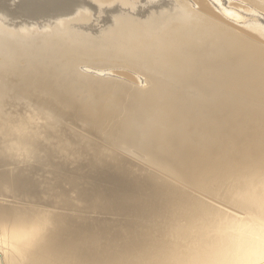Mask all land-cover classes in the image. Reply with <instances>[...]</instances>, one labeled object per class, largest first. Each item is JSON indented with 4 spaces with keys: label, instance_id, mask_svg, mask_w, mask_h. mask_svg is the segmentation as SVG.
Wrapping results in <instances>:
<instances>
[{
    "label": "rangeland",
    "instance_id": "374dc122",
    "mask_svg": "<svg viewBox=\"0 0 264 264\" xmlns=\"http://www.w3.org/2000/svg\"><path fill=\"white\" fill-rule=\"evenodd\" d=\"M2 1L16 8V0ZM25 5L46 8L36 0ZM72 5L65 13L29 22L0 13V125L21 113L25 123L36 125H27L32 135L45 130L39 132L43 139L31 135L40 149L19 156L24 163L10 159L24 152L19 142H14L21 146L15 145L16 154L10 147L11 155L0 159L5 170L14 166L3 172L0 167V187H5L0 205L8 206L2 207L5 212L0 206V222L3 216L11 224L0 223V264L22 260L7 244L11 236L45 223L49 232L53 228L46 232L52 252L72 245L81 251L89 242L91 250H83L89 264L181 263L217 223L250 217L229 201L228 191L255 168H264V0H87ZM4 95L16 97L13 108ZM54 134L65 145L56 144ZM9 136L11 146L15 140ZM60 155L75 159L68 162ZM31 166L39 170L34 173ZM8 172L10 177L4 176ZM48 182L55 184L53 190ZM25 185L34 186L35 196L46 188L49 197L38 193L32 200ZM65 193L72 195L71 204L82 201L69 205ZM55 208L60 210L51 213Z\"/></svg>",
    "mask_w": 264,
    "mask_h": 264
},
{
    "label": "bare ground",
    "instance_id": "6f19581e",
    "mask_svg": "<svg viewBox=\"0 0 264 264\" xmlns=\"http://www.w3.org/2000/svg\"><path fill=\"white\" fill-rule=\"evenodd\" d=\"M2 1V0H1ZM1 1H0V13L2 14V15H4L5 17H10L9 19H16V18H18V19H20V22H29L30 21V19L31 18H33V17H35V16H41L42 14L41 13H43L44 15H42L43 17H46V15H50V14H52V13H56V12H52L50 9H48V8H45V9H37L36 7H34V6H28V5H25V4H28V3H30V2H28V3H15L14 4V6L16 7V8H13V6L11 7V6H9V5H7V4H5L3 1H2V3H1ZM37 2V1H36ZM61 5V4H60ZM68 5V4H67ZM228 5V4H227ZM54 7H56V6H54ZM64 7V6H63ZM52 8V7H51ZM48 11H51V13H49ZM12 12V13H11ZM11 13V14H10ZM229 13V12H228ZM41 16V17H42ZM241 18V17H240ZM260 26V25H259ZM262 29H263V27H262ZM8 96V95H7ZM12 96V95H11ZM4 97L6 98V96L4 95ZM13 97V96H12ZM2 99H3V97H1ZM16 98V97H15ZM19 99V98H18ZM2 101V100H1ZM5 101H3V103H4ZM8 102V101H7ZM23 102H26V101H23ZM19 103H21V102H19ZM8 104H9V102H8ZM16 106V105H15ZM15 106H14V108H15ZM19 106V105H18ZM17 107V106H16ZM11 108H13V107H11ZM19 108V107H18ZM7 109V108H6ZM2 110H5V109H3L2 108ZM11 110V109H10ZM19 110V109H18ZM20 111H21V109H20ZM1 112H3V111H1V107H0V114H1ZM7 112V111H6ZM10 112H12V111H10ZM23 112V111H22ZM4 113V112H3ZM18 113V112H17ZM17 113H15V114H13V115H15L16 116V114ZM24 113V112H23ZM19 114V113H18ZM26 115H27V113H26ZM25 115V116H26ZM6 116H8V113H7V115ZM10 116H12V115H10ZM20 116H21V113H20ZM19 116V117H20ZM4 117V116H3ZM17 117L18 116H16V117H13V118H15V119H17ZM19 117H18V119H19ZM8 118H10V117H8ZM7 118V119H8ZM5 119V118H4ZM17 119V120H18ZM20 119H21V117H20ZM19 119V120H20ZM1 120H2V118H1ZM0 120V122L1 123H3L2 121ZM18 120V121H19ZM4 121V120H3ZM8 121L10 122V120L8 119ZM7 121V122H8ZM7 122L5 123V124H1L0 125V150L1 151H3V150H5L6 151V153L8 154V155H11L10 154V151H11V148L10 147H12V151H13V148L15 147V145H16V147H18V148H20L21 146H20V144H22V150H24V152H21V150H19V149H17V150H19L18 152L20 153L19 155H17L16 154V149L14 150V152H15V154H16V156H13V157H10V159H12V160H14V161H16L15 159L17 158V160H18V157L20 156V157H23L24 155H26L27 153H29V152H31V153H29V154H32V152L33 151H35V149L36 150H38V148H39V146L37 145L38 143H37V141H31V142H21V141H16V139L17 138H13L15 141H13V142H11L12 144H11V146H10V143H7V141H8V139H9V141L11 140L10 138H11V136H9V134H7L5 131H8L7 130V127L8 128H10V126H11V129L13 130V133L15 134V135H20L21 133L22 134H24V135H32V130L28 127V126H32V127H34L33 125H35V124H33V123H31V124H33V125H28V124H30V123H25L24 122V120H23V118L19 121V122H14V121H12L13 123H16V124H13L12 122H11V124L10 123H8V124H10V125H7ZM53 122V121H52ZM43 123V122H42ZM47 123V122H46ZM44 124H45V122H44ZM51 124V123H50ZM50 124H48L49 126H50ZM28 125V126H27ZM52 125V127L55 125H53V124H51ZM57 125V124H56ZM43 126V125H42ZM45 126V127H44ZM43 127L44 128H46L47 126L46 125H44ZM35 127H36V125H35ZM37 128V127H36ZM36 128H34V129H36ZM57 128V127H56ZM55 128V129H56ZM33 129V128H32ZM41 129L43 130V128L41 127ZM37 130V129H36ZM49 130H50V127H49ZM52 130H54L53 128H52ZM52 130H50V131H52ZM57 130H58V128H57ZM39 131V130H38ZM45 131V130H44ZM44 131H42V132H44ZM47 132H50V131H48V128H47V130H46ZM37 132V131H36ZM36 132H34L33 134L34 135H32L33 137H36V136H38V138L40 137V134L42 133L41 132V130L39 131L40 132V134H39V132H37L38 134H36ZM47 132H45V133H47ZM52 132H54V131H52ZM44 133V134H45ZM55 133V132H54ZM58 133H60V132H58ZM52 134V133H51ZM11 135V134H10ZM36 135V136H35ZM46 135H48V134H46ZM49 135H50V133H49ZM58 135H61V133L60 134H58ZM13 136V135H12ZM42 136V135H41ZM45 136V135H44ZM43 136V137H44ZM55 136V134L53 135V137L51 138V139H54L55 138V142H56V137H54ZM10 137V138H9ZM16 137V136H15ZM65 137V136H64ZM37 138V137H36ZM36 138H35V140H36ZM37 138V139H38ZM41 138V137H40ZM39 138V139H40ZM50 138V136L48 137V139ZM59 137H57V139H58ZM66 138V137H65ZM69 138V137H68ZM67 138V139H68ZM12 139V140H13ZM41 139H43V138H41ZM44 139H45V141H46V136L44 137ZM60 140V139H59ZM59 140H57V142H60ZM62 141H63V135H62V139H61ZM3 141H6V143H7V145L8 146H6L5 144V142H4V145H3ZM41 141H44V140H40V141H38V142H40V143H42ZM49 142H50V140H48ZM16 142H19L20 144H19V146L17 145V144H15ZM49 142H47L48 144H49ZM57 142H56V144H57ZM44 143V142H43ZM46 143V142H45ZM51 143V142H50ZM53 143H54V141H53ZM52 143V144H53ZM61 144L60 145H65L64 143H62V142H60ZM27 144V145H26ZM52 144H51V146H49V147H52ZM55 144V143H54ZM32 145V146H31ZM44 145H47V144H44ZM58 145H59V143H58ZM37 146H38V148H37ZM40 146H42V144L40 145ZM48 146H47V148H48ZM7 147H9L8 149H7ZM33 147H34V150H33ZM57 146H55V148H56ZM44 148V150H45V152H46V150H48L49 152L51 151V149H45L46 148V146H44L43 147ZM40 149V148H39ZM41 149H42V147H41ZM60 149V148H59ZM10 150V151H9ZM43 149L41 150L42 152L44 151ZM12 151H11V153H12ZM46 152V153H49V152ZM56 151V150H55ZM55 151L53 150L52 152H54V154H55ZM60 151H61V149H60ZM60 151H59V153H58V156H59V154H61L60 153ZM63 151V150H62ZM61 151V152H62ZM13 152V153H14ZM38 152V151H37ZM41 152V153H42ZM44 152V153H45ZM56 152H58V151H56ZM35 152H33V154H34ZM38 153H40V151L38 152ZM37 153V154H38ZM40 153V154H41ZM45 153V154H46ZM37 154L35 155V157L37 156ZM40 154H38V156L40 155ZM43 154V153H42ZM41 154V155H42ZM51 154V153H50ZM50 154H49V156H50ZM57 154V153H56ZM64 154V153H63ZM28 155V154H27ZM26 155V156H27ZM47 155V154H46ZM67 155V154H66ZM72 155V154H71ZM71 155L69 154V156L71 157ZM74 156L76 155V154H73ZM30 156V155H29ZM33 156V155H32ZM48 156V157H49ZM52 156L53 155H51V157H49V159L50 158H52ZM56 157H57V155H55ZM61 156V155H60ZM64 156H65V154H64ZM68 156V155H67ZM66 156V157H67ZM68 156V157H69ZM6 157H9V156H7L6 155ZM34 157V158H35ZM39 157H45L44 156V154H43V156H39ZM38 157V158H39ZM48 157H46V158H48ZM56 157H53V158H56ZM62 157V156H61ZM5 158V157H4ZM30 158V157H29ZM37 158V159H38ZM41 158V159H42ZM57 158H59V157H57ZM56 158V159H57ZM62 158H64V157H62ZM8 160H10L9 158H7ZM7 159H5V160H7ZM25 159H26V157H25ZM36 159V160H37ZM56 159L54 160L53 159V161H56ZM60 159V158H59ZM65 160L67 159V158H64ZM71 159V158H70ZM69 158H68V160H70ZM72 159H75L74 157L72 158ZM71 159V160H72ZM7 160V161H8ZM21 160H23L22 158H21ZM29 160V159H28ZM32 160H34V159H31V161ZM35 160V161H36ZM38 160H40V158L38 159ZM37 160V161H38ZM44 160H47V159H45L44 158ZM58 160V159H57ZM64 160V161H65ZM68 160H66V161H68ZM71 160H70V162H71ZM79 160V159H78ZM19 161V160H18ZM24 161V160H23ZM26 161V160H25ZM51 161V160H50ZM52 161V162H53ZM59 161V160H58ZM61 161V160H60ZM75 161L76 160H74V162L72 161V163H74L75 164ZM6 162V161H5ZM4 162V163H5ZM19 162H22V161H19ZM39 162V161H38ZM47 161H45V163H46ZM52 162H50V163H52ZM63 161H61V163H62ZM69 162V161H68ZM3 163V164H4ZM8 164L10 163L11 164V161L10 162H7ZM6 163V164H7ZM15 163V162H14ZM22 163H24V162H22ZM29 163H30V160H29ZM31 163H34V161L33 162H31ZM49 162H48V164H50ZM56 163H57V161H56ZM76 163L78 164V162L76 161ZM9 164V165H10ZM13 164V163H12ZM37 164V163H36ZM40 164H42L41 162L40 163H38L37 165H39V166H42L43 168H44V164H42V165H40ZM54 164H55V162H54ZM58 164H60V163H58ZM63 164V163H62ZM68 165H69V163H67ZM66 164V165H67ZM13 165H15V164H13ZM12 165V166H13ZM17 165H20V164H17ZM25 165L27 166V164L25 163ZM36 165V166H37ZM52 165H53V163H52ZM52 165H50V167L52 168L53 166ZM57 165V164H56ZM55 165V166H56ZM64 165V164H63ZM72 165V164H71ZM5 166V165H4ZM21 166H24V164L23 165H21ZM29 166V165H28ZM35 166V165H34ZM45 166H47V167H45V168H48V165H45ZM61 165H58V167H60ZM70 166V165H69ZM68 166V167H69ZM0 167H2V169H1V171L6 167H4L3 168V166H0ZM8 167V166H7ZM10 167V166H9ZM7 168L8 169V171H9V169L11 168ZM14 167V166H13ZM12 167V168H13ZM20 167V166H19ZM32 168H33V166H31ZM38 167V166H37ZM50 167L48 168L49 170H50ZM65 167H67V166H65ZM67 167V168H68ZM70 167H72V166H70ZM11 168V169H12ZM60 168H62V169H64L62 166L60 167ZM67 168L65 169V170H67ZM6 169V170H7ZM31 169V168H30ZM35 169H37L36 167H35ZM47 169V170H48ZM53 169L54 168H52L51 169V171H53ZM55 169H56V167H55ZM72 169V168H71ZM256 169V168H255ZM254 169V171L251 173V174H249V175H247V176H243L241 179H239L238 180V182H237V184H235V185H233V187L231 188V186H230V190L228 191L229 193H228V199H229V201L231 202V203H233V205H236V206H239V207H241V208H245L247 211H248V213H249V215H250V217H248V218H246V219H244V220H242V219H240V220H236V219H233V220H231V219H227V220H229V221H223V222H220V223H217L214 227H213V231H211L212 232V235H205L204 237L202 236L201 237V241L199 242V244H198V247L196 248V250L193 252V253H189V256L188 257H186L184 260H182V262L180 263H176V264H264V168H259V167H257V169L255 170ZM5 169L3 170V171H6ZM18 170H20V168H18ZM17 170V171H18ZM24 170V169H23ZM26 171H28L29 172V169L27 170V169H25ZM39 170V169H38ZM38 170H36V171H38ZM61 170V169H60ZM69 170V169H68ZM1 171H0V175H2V173H1ZM2 171V172H3ZM15 171V170H14ZM22 171V170H21ZM32 171H34V168H33V170ZM36 171H34V173H36ZM42 171V170H41ZM46 171V170H45ZM55 171V170H54ZM57 171H58V168H57ZM62 171V170H61ZM60 171V172H61ZM71 171V170H70ZM13 172V171H12ZM18 172H20V171H18ZM18 172H17V174H18ZM24 172V171H23ZM23 172H20V173H23ZM59 172V173H60ZM69 172V171H68ZM15 173H16V171H15ZM29 173H31V171L29 172ZM44 173V172H43ZM62 173V172H61ZM63 173H64V171H63ZM65 173H67V172H65ZM8 174H10L9 172L6 174V175H4V176H8ZM14 174V173H13ZM13 174H11V175H13ZM16 174V175H17ZM47 174H49V173H47ZM56 174V173H55ZM54 174V175H55ZM70 174H71V172H70ZM70 174H65L66 176L67 175H69L68 176V179H69V177H70ZM15 175V174H14ZM46 175V174H45ZM60 175H62V174H60ZM60 175H57L58 177H61ZM46 176H48V175H46ZM45 176V177H46ZM8 177H10V176H8ZM42 177V176H41ZM43 177H44V175H43ZM56 177V176H55ZM66 178V177H65ZM71 178V177H70ZM46 179H48V177H46ZM46 179H43V181L44 180H46ZM49 179H51V176L49 177ZM62 179V178H61ZM67 179V178H66ZM6 180V179H5ZM8 180V179H7ZM63 180V179H62ZM72 180V179H71ZM9 181V180H8ZM56 181H58L57 179H56ZM56 181H55V183H56ZM70 180H67V182L69 183V185H70V183H71V181L69 182ZM3 183H6V182H4V181H2ZM1 182V183H2ZM45 182V181H44ZM43 182V183H44ZM47 182V181H46ZM67 182H65L66 183V185L68 184ZM8 183H10V182H8ZM16 183V182H15ZM49 183V182H48ZM52 182H50L49 183V185L51 184ZM60 183H62V182H60ZM64 183V182H63ZM74 183V182H73ZM11 184L12 183H10L9 184V187L11 186ZM46 184V186H48L47 185V183H45ZM44 184V185H45ZM57 184H58V182H57ZM75 184V183H74ZM77 184V183H76ZM76 184H75V186H76ZM18 185V184H17ZM33 185V184H32ZM43 185V186H44ZM55 185V184H54ZM52 186V184H51V188H52V190L54 189L53 187H55V186ZM78 185V184H77ZM8 186V185H7ZM15 186L16 185H14L13 187L15 188ZM22 186V185H21ZM26 187H27V185H25ZM42 186V185H41ZM45 186V187H46ZM60 187L61 186H65L64 184L63 185H59ZM71 186H73V185H71ZM12 186H11V188H13ZM49 187V186H48ZM47 187V188H48ZM58 187V186H57ZM4 189L3 188V186L2 187H0V190L2 191V189ZM13 188V189H14ZM21 188V187H20ZM25 187H23V189H24ZM27 188H29V191H30V189H32V190H34L33 188H34V186H33V188L31 187V186H29V187H27ZM27 188L26 189H24V190H26L27 191ZM42 188V187H41ZM59 188V187H58ZM66 188H67V186H66ZM66 188H64L65 190H66ZM69 188V187H68ZM76 188H78V186L76 187ZM76 188H74V189H76ZM13 189H11L12 191H14ZM16 189H17V187H16ZM15 189V190H16ZM18 189H19V185H18ZM43 189H45L46 190V188H43ZM70 189V188H69ZM72 190H73V188H71ZM229 189V188H228ZM9 190H10V188H9ZM24 190H22V191H24ZM31 190V191H32ZM38 189H36L35 191H37ZM45 190H38V193L39 194H41V195H43V194H47V193H49L47 190V193H44V191ZM57 190H59V189H56V191L55 192H57ZM71 190V191H72ZM6 191V190H5ZM18 191V190H17ZM19 191H21V189L19 190ZM21 191V192H22ZM26 191H25V193H23V196H24V194H25V196H27L26 195ZM30 191V192H31ZM40 191H41V193H40ZM51 191V190H50ZM60 191H62V190H60ZM64 191V190H63ZM67 192H68V194H69V190L67 189L66 190ZM75 191V190H74ZM4 192V191H3ZM7 192V191H6ZM5 192V193H6ZM20 192V193H21ZM52 192V191H51ZM50 192V193H51ZM54 192V193H55ZM1 193V192H0ZM4 193V194H5ZM29 193V192H28ZM27 193V194H28ZM32 194H34L33 192H31ZM37 193V192H36ZM37 193V194H38ZM43 193V194H42ZM61 193V192H60ZM64 193V192H63ZM71 193H73V192H71ZM75 193V192H74ZM77 193L78 194H81V193H79V190L77 191ZM76 193V194H77ZM8 194L9 193H6V195L8 196ZM11 194V193H10ZM13 194V193H12ZM18 193L16 192V195H17ZM37 194H36V196H37ZM56 194V193H55ZM59 194V193H58ZM66 194L67 193H65V199H67L66 198ZM67 194V196L70 198L71 196H69ZM1 195H3L2 193L0 194V196ZM29 195V194H28ZM31 195V194H30ZM29 195V196H30ZM44 195V198L46 197ZM57 195V194H56ZM75 195V194H74ZM10 196V195H9ZM13 196V195H12ZM14 196H15V194H14ZM13 196V197H14ZM25 196L23 197V198H20V200L21 199H23V202H25L26 200L25 199H27V198H25ZM36 196H35V194L32 196H30V197H32V198H34V199H32V200H35V198H36ZM40 196V195H39ZM39 196H37V198L39 197ZM59 196V195H58ZM64 196V194H62V197ZM82 196V195H81ZM80 196V197H81ZM19 197H21V195L19 196L18 195V198ZM47 197H49V194H47ZM51 197H53V199H48V198H45L46 200H50L51 202H52V200H54V203H55V198H54V196H53V194H52V196ZM60 198H61V195L59 196ZM79 196H76V197H73V198H78ZM83 197V196H82ZM43 198V199H44ZM68 198V199H69ZM31 199V198H30ZM40 199V198H39ZM42 199V198H41ZM57 199H58V197H57ZM71 199V198H70ZM83 199V198H82ZM25 200V201H24ZM37 200L38 199H36V203H38L37 202ZM63 201H64V199H62ZM61 200V201H62ZM75 200V204H76V202H78L80 199L78 198V200L76 201V199H74ZM22 201V200H21ZM44 201V202H43ZM50 201H46V202H50ZM66 201V203H69V205H74V206H76L75 204H71L70 202L71 201H73V199H71L70 201L69 200H65ZM67 201H69V202H67ZM80 201H82V200H80ZM30 202H31V200H30ZM40 202V201H39ZM41 202L42 203H45V200H41ZM2 201H1V210H2V212H5V211H3V209H2ZM25 203H29V201H27V202H25ZM34 203H35V201H34ZM35 203V204H36ZM57 203V202H56ZM65 203V204H66ZM32 204V203H31ZM30 204V205H31ZM39 204H41V203H39ZM39 204L37 205L38 207H39ZM45 204H47V203H45ZM52 204V203H51ZM63 204V203H62ZM61 204V202H60V205H62ZM29 205V204H28ZM34 205V204H33ZM50 205V204H49ZM48 205V206H49ZM58 205H59V203H58ZM64 205V204H63ZM84 205V204H83ZM35 206V205H34ZM40 206H42L43 207V205H40ZM47 206V205H46ZM53 206V205H52ZM65 206V205H64ZM63 206V207H64ZM71 206V207H72ZM8 206H4L3 208L5 209V208H7ZM15 207H17V206H15ZM28 207V206H27ZM31 207V206H30ZM41 207V208H42ZM59 207V206H58ZM57 207V208H58ZM67 207V206H66ZM69 207V206H68ZM71 207H69V208H71ZM78 207V206H77ZM235 207V206H234ZM9 208H11V207H9ZM8 208V209H9ZM13 208V207H12ZM21 208H22V206H21ZM24 208V207H23ZM49 208H53V207H49ZM14 209V208H13ZM17 209H20V207H18ZM25 209V208H24ZM24 209H22V210H24ZM28 209H30V208H28ZM33 209V207L31 208V211H33L32 210ZM35 209H37V207L35 206L34 207V211H35ZM45 209V208H44ZM43 209V210H44ZM62 209V208H61ZM68 209V208H67ZM66 209V210H67ZM73 209H74V207H73ZM76 210H78L77 208H75ZM82 209V208H81ZM15 210V212L17 211L16 210V208L14 209ZM38 210H42V209H38ZM37 210V211H38ZM56 208L54 209V210H50V211H52L51 213H53L54 211V213H56ZM60 210V209H59ZM59 210H57V211H59ZM65 210V211H66ZM75 210V211H76ZM11 211V210H10ZM13 211V210H12ZM18 211H20V210H18ZM26 211H28L29 212V210H27V208H26ZM26 211H25V213H26ZM46 211H48V209L47 210H45V211H42V212H46ZM50 211L48 212V213H50ZM65 211H63V212H65ZM68 211H69V209H68ZM74 211V210H73ZM74 211V212H75ZM1 212V211H0ZM14 212V211H13ZM14 212V213H15ZM21 212V211H20ZM40 212V211H39ZM42 212H41V214H42ZM62 212V211H61ZM62 212V213H63ZM71 212V211H70ZM11 214H12V212H10ZM19 213V212H18ZM23 213H24V211H23ZM23 213H22V215H23ZM33 213V215H34V213L35 212H32ZM36 213H38V212H36ZM62 213H61V215H62ZM69 213V212H68ZM8 215L9 213H5V215ZM40 214V213H39ZM1 215V214H0ZM16 215H18L17 213H15V216H14V219H16L17 220V217H16ZM19 215H20V213H19ZM31 215V214H30ZM38 215V214H37ZM45 215H47V213L46 214H42V216H45ZM49 215H52V214H48V216ZM54 215V214H53ZM11 216V215H10ZM39 216H41V215H39ZM47 216V217H48ZM56 216V215H55ZM64 216H65V213H64ZM68 216V215H67ZM67 216H66V218H67ZM8 217V216H7ZM12 217V216H11ZM16 217V218H15ZM23 217V216H22ZM24 217H25V215H24ZM23 217V218H24ZM27 217H29L27 214H26V218ZM34 217V216H33ZM37 217V216H36ZM50 217H52V216H50ZM49 217V218H50ZM56 217H58V216H56ZM56 217H55V219H56ZM61 217H63V215L61 216ZM76 217V216H75ZM211 217V216H210ZM13 218V217H12ZM26 218H24L23 220L25 221V219ZM68 218L70 219L71 218V215H70V217L68 216ZM4 218H3V216H2V221L0 222V223H2L1 224V227H2V225L4 224V220H3ZM30 219V218H29ZM32 219H34V218H32ZM41 219H43V218H40V221H41ZM45 219H46V217H45ZM45 219H43L42 221H44L45 222ZM48 219V218H47ZM58 219H59V217H58ZM74 219V218H73ZM7 221L9 220L8 218L6 219ZM16 220H15V222H16ZM19 220V219H18ZM17 220V222L19 223V224H22L20 221H18ZM22 220V218H21V221H23ZM28 220V219H27ZM51 220V219H50ZM53 220H54V218H53ZM63 220V219H62ZM66 220H68V219H66ZM66 220H64V222L66 221ZM231 220V221H230ZM242 220V221H241ZM5 222V224L6 223H9V222ZM37 221H39V220H37ZM41 221V222H42ZM46 221H48V223L50 222L49 220H46ZM52 221V220H51ZM61 221V220H60ZM69 221V220H68ZM66 222V223H68L69 224V222ZM53 222V221H52ZM57 222H58V220H57ZM25 223V222H24ZM32 223V222H31ZM39 224H40V222H38ZM43 223V222H42ZM41 223V226L43 225ZM51 223V222H50ZM54 224H55V222H53ZM61 223H63L62 221H61ZM66 223H65V225H66ZM17 224V223H16ZM38 224V225H39ZM9 225H11L10 223H9ZM18 225V224H17ZM16 225V226H17ZM45 225H46V223H45ZM45 225H44V227L42 226V228L40 227V225H39V228H38V226L36 227V229L35 230H32L30 233H25V234H14V233H11V234H14L13 236H11V234H10V240H11V242H9L8 241V245H10V247H11V249L13 250V251H15V252H17V253H19L20 255H22L21 257H22V260H20V261H15L16 263H13V264H89V258L87 259L86 257H85V255L86 256H89V254H87L88 252L86 251V252H84L83 250H85L84 248L86 247L85 245V247L83 246V248H81V249H83V250H81L80 251V248H79V250H78V248H76L77 249V251H76V249H73V248H75L76 246H78V245H76L75 247L72 245L71 247H73V248H71V247H67V246H65V247H67V249L66 250H60V251H57V252H52L51 250V248H52V241L51 240H49V238H51V237H49V233L52 231V229H51V231L49 232L48 231V229H50L49 227H47V225H46V227H45ZM7 226V225H6ZM5 225L3 226V228L5 227V228H8V227H6ZM34 226V225H33ZM62 226V225H61ZM67 226V225H66ZM66 226H65V228H66ZM10 227V226H9ZM20 227V226H19ZM52 227V226H51ZM54 227V226H53ZM4 228V229H5ZM20 228H22V227H20ZM26 228V227H25ZM30 228V227H29ZM48 228V229H47ZM54 228H56L57 229V227H54ZM58 228H62V227H58ZM14 229V228H13ZM17 229V228H16ZM55 229V230H56ZM205 229V228H204ZM1 230V229H0ZM26 230H28V229H26ZM55 230H53V233L54 232H56ZM18 231V230H17ZM20 231H22V230H20ZM24 231V230H23ZM71 231V230H70ZM19 232V231H18ZM46 232H49L48 234L46 233ZM6 233V232H5ZM15 233H17L16 231H15ZM210 233V232H209ZM57 234H58V232H57ZM71 234V233H70ZM53 235H55L56 236V234H53ZM4 236V235H3ZM61 236V235H60ZM59 236V237H60ZM8 237V236H7ZM6 237V238H7ZM49 237V238H48ZM58 237V236H57ZM7 239H9V238H7ZM48 239V240H47ZM58 238H56V240H57ZM5 240V239H4ZM64 240V239H63ZM194 240V239H193ZM6 241V240H5ZM60 241V240H59ZM7 242V241H6ZM61 242H62V240H61ZM79 242V241H78ZM82 242V241H81ZM80 242V243H81ZM56 243H58V242H56ZM86 243V242H85ZM71 244H74V243H71ZM77 244V243H76ZM79 244V243H78ZM54 245V244H53ZM58 245H59V243H58ZM69 245V244H68ZM82 245V244H81ZM88 245H89V242H88ZM88 245H87V247H88ZM94 245V244H93ZM189 246V245H188ZM86 247V248H87ZM90 247V246H89ZM195 248V247H194ZM55 249V248H54ZM88 250L90 249V248H87ZM93 249V248H92ZM175 249V248H174ZM186 249V248H185ZM191 249V248H190ZM7 250V249H6ZM57 250V249H56ZM91 250V249H90ZM89 250V251H90ZM159 250V249H158ZM80 251V252H79ZM94 251V250H93ZM95 252H97V251H95ZM100 252V251H99ZM90 254H92L91 252H89ZM162 254V253H161ZM148 255V254H147ZM93 256V255H92ZM95 256V255H94ZM1 257V256H0ZM184 257V256H183ZM7 258V257H6ZM95 258H97V257H95ZM94 258V259H95ZM103 258V257H102ZM158 259V258H157ZM7 260V259H6ZM5 260V261H6ZM100 260V259H99ZM105 260V259H104ZM150 260V259H149ZM8 262V261H7ZM10 262H12V260L11 261H9V263L8 264H10ZM92 263V262H91ZM113 263V262H112Z\"/></svg>",
    "mask_w": 264,
    "mask_h": 264
},
{
    "label": "water",
    "instance_id": "95a60500",
    "mask_svg": "<svg viewBox=\"0 0 264 264\" xmlns=\"http://www.w3.org/2000/svg\"><path fill=\"white\" fill-rule=\"evenodd\" d=\"M8 1H12L13 2V0H8ZM36 1L39 3V5H42V6L44 5V7L50 9L52 12H57V13H61L62 11H64L63 13L67 12L66 10L70 9V7L67 6V4H73L72 6H74V5H76V6H80L81 5L82 6V5H84L87 2V0H36ZM15 2H17V3L19 2L21 4L22 3L23 4L24 3H28V2L34 3V0H16ZM11 5H13V3H11ZM54 6H56V7H54ZM63 6H65V7H63ZM51 11H48V12L51 13ZM41 14L44 15L43 13H41ZM42 17L38 18V19H43ZM6 99L9 102V104H8L9 107H12L17 102L16 98H13V97H7ZM0 107H3V106L0 105ZM0 117H1V115H0ZM10 121L11 122L12 121L19 122L20 120L18 121L17 119L11 118ZM13 124H16V123H13ZM7 130L8 131H5V132L7 134H9V135L12 134L14 138H17L16 141H18V140L21 141V142H29V141L31 142L32 141V136L31 135H27L26 136V135H24L22 133L20 135H15L13 133V130L11 129V126H10V128L7 127ZM3 155L4 156L5 155L8 156V154L6 153L5 150H3V151L0 150V159L4 158ZM13 177L14 176H12V178H11L12 180H10V181H15V179Z\"/></svg>",
    "mask_w": 264,
    "mask_h": 264
}]
</instances>
